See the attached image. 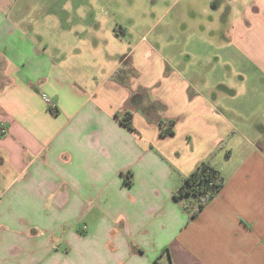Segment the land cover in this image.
Returning <instances> with one entry per match:
<instances>
[{
	"label": "crops",
	"instance_id": "1",
	"mask_svg": "<svg viewBox=\"0 0 264 264\" xmlns=\"http://www.w3.org/2000/svg\"><path fill=\"white\" fill-rule=\"evenodd\" d=\"M85 1L0 0V264H264V0H212L222 74L119 26L113 62ZM203 160L225 185L190 218L173 194Z\"/></svg>",
	"mask_w": 264,
	"mask_h": 264
},
{
	"label": "rangeland",
	"instance_id": "2",
	"mask_svg": "<svg viewBox=\"0 0 264 264\" xmlns=\"http://www.w3.org/2000/svg\"><path fill=\"white\" fill-rule=\"evenodd\" d=\"M216 2L204 0L191 7L188 0H86L84 18L78 19L80 24L77 28L91 29L83 32L88 40L112 43L113 62L122 59L129 50V35L128 40L112 38L110 30L119 26L140 38L146 36L147 42L171 55L181 50L187 55L192 54V66L202 68L204 73L212 69V63H218L215 72L221 71L222 74L226 72V67L220 66L223 57H235V54L225 52L221 46L226 42L222 33H227L228 29H222V10L215 7L221 3ZM58 5L55 8L59 12ZM70 15L72 26L74 23L77 26V17L72 12ZM205 59H209L210 65L204 66ZM164 264H170L167 255Z\"/></svg>",
	"mask_w": 264,
	"mask_h": 264
},
{
	"label": "trees",
	"instance_id": "3",
	"mask_svg": "<svg viewBox=\"0 0 264 264\" xmlns=\"http://www.w3.org/2000/svg\"><path fill=\"white\" fill-rule=\"evenodd\" d=\"M53 114H57L56 107L50 108ZM132 112L126 111L120 121L130 129H134L132 124ZM176 121L171 119L164 129L161 130L160 136L166 137L175 133ZM133 173L127 171L124 174L125 181L133 184ZM225 185V179L221 175L219 169L213 166L208 160H203L196 168L187 176L183 177V181L179 189L173 194L176 202H184L183 208L190 214V218H194L207 204H209Z\"/></svg>",
	"mask_w": 264,
	"mask_h": 264
},
{
	"label": "built area",
	"instance_id": "4",
	"mask_svg": "<svg viewBox=\"0 0 264 264\" xmlns=\"http://www.w3.org/2000/svg\"><path fill=\"white\" fill-rule=\"evenodd\" d=\"M42 99H43V100L45 101V103L49 106V108L55 107V105H54V103H53L51 97H50L48 94L43 93V94H42ZM0 131H1L2 133H5V132H6V129H5V127H4L3 124L0 126Z\"/></svg>",
	"mask_w": 264,
	"mask_h": 264
}]
</instances>
